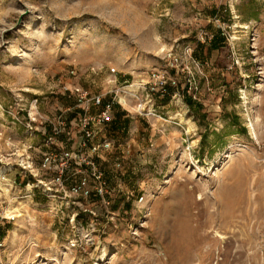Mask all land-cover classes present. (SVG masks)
<instances>
[{
  "label": "rangeland",
  "instance_id": "1",
  "mask_svg": "<svg viewBox=\"0 0 264 264\" xmlns=\"http://www.w3.org/2000/svg\"><path fill=\"white\" fill-rule=\"evenodd\" d=\"M223 258L264 264V0H0V264Z\"/></svg>",
  "mask_w": 264,
  "mask_h": 264
},
{
  "label": "bare ground",
  "instance_id": "2",
  "mask_svg": "<svg viewBox=\"0 0 264 264\" xmlns=\"http://www.w3.org/2000/svg\"><path fill=\"white\" fill-rule=\"evenodd\" d=\"M130 88L134 89L135 86H131ZM224 197H226V196H224ZM223 204H224V210L225 209L227 210L229 208V206H230V202H229V200L227 198L223 199ZM13 213H14V211H12V210L7 211L8 218L17 217V215H15ZM19 215H22V214H19ZM215 233H216L217 236H219L220 239H224V237H223L224 235H223V233H221L220 230L215 229ZM219 238L217 237V239H219ZM226 262H227V258H223L218 264H224Z\"/></svg>",
  "mask_w": 264,
  "mask_h": 264
},
{
  "label": "built area",
  "instance_id": "3",
  "mask_svg": "<svg viewBox=\"0 0 264 264\" xmlns=\"http://www.w3.org/2000/svg\"><path fill=\"white\" fill-rule=\"evenodd\" d=\"M100 102H101V99L99 98V99H98V103H100Z\"/></svg>",
  "mask_w": 264,
  "mask_h": 264
}]
</instances>
